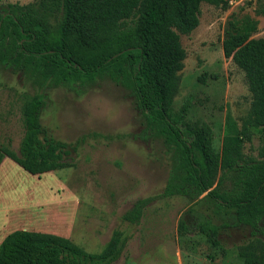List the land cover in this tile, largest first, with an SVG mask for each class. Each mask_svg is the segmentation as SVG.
<instances>
[{"label":"rangeland","instance_id":"1","mask_svg":"<svg viewBox=\"0 0 264 264\" xmlns=\"http://www.w3.org/2000/svg\"><path fill=\"white\" fill-rule=\"evenodd\" d=\"M10 3L29 6L53 28L59 26L56 0H0V9ZM243 15L258 21L252 37L264 38V0H229L224 9L202 3L198 26L180 34L186 56L173 109L183 124L205 123L218 154L231 125L241 129L251 107L244 73L222 51L228 20ZM36 94L46 102L41 126L70 149L68 167L41 175L25 172L3 154L7 149L19 155L23 109ZM247 132L243 153L261 160V136ZM174 155L173 146L147 126L130 91L109 78L41 87L30 76L0 65V241L14 230H30L100 254L113 232L121 230L129 241L114 264H241L238 248L252 240L251 228L236 226V211L206 193L194 202L182 196L159 199L145 209L139 225L122 221L137 200L163 191ZM220 177L219 172L216 183ZM231 186L227 179L220 191ZM190 210L220 227L219 247L196 234L179 236L180 221L195 222Z\"/></svg>","mask_w":264,"mask_h":264},{"label":"trees","instance_id":"2","mask_svg":"<svg viewBox=\"0 0 264 264\" xmlns=\"http://www.w3.org/2000/svg\"><path fill=\"white\" fill-rule=\"evenodd\" d=\"M56 3L61 12L58 28L29 6L10 3L0 9V65L30 76L41 87L85 84L107 77L130 91L147 126L173 146L175 155L163 191L137 200L122 221L136 226L154 201L182 196L194 202L206 193L220 206L236 211V226L251 228L252 240L238 248L241 264H264V38L252 37L258 21L249 15L231 16L226 25L223 54L244 73L252 101L241 129L231 125L218 154L212 148L211 129L205 123L183 124L173 106L186 56L180 34L188 35L198 26L202 3L224 9L229 0ZM45 105L42 94L26 102L19 155L7 149L3 153L31 175L69 166V146L51 137L40 124ZM248 129L261 136V160L243 153ZM227 179L231 189L220 191ZM190 213L195 222L180 221L179 236L196 234L219 247L220 227L194 210ZM128 241L123 231L115 230L100 254H90L61 236L14 230L0 242V264H114Z\"/></svg>","mask_w":264,"mask_h":264},{"label":"crops","instance_id":"3","mask_svg":"<svg viewBox=\"0 0 264 264\" xmlns=\"http://www.w3.org/2000/svg\"><path fill=\"white\" fill-rule=\"evenodd\" d=\"M4 237H5V236H4ZM4 237H3V238H4ZM3 238H2V239H3ZM1 241H2V240H1ZM1 241H0V242H1Z\"/></svg>","mask_w":264,"mask_h":264}]
</instances>
